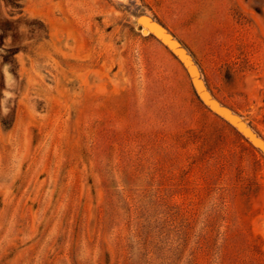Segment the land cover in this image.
<instances>
[{"label": "rangeland", "instance_id": "1", "mask_svg": "<svg viewBox=\"0 0 264 264\" xmlns=\"http://www.w3.org/2000/svg\"><path fill=\"white\" fill-rule=\"evenodd\" d=\"M0 264H264V0H0Z\"/></svg>", "mask_w": 264, "mask_h": 264}, {"label": "clouds", "instance_id": "2", "mask_svg": "<svg viewBox=\"0 0 264 264\" xmlns=\"http://www.w3.org/2000/svg\"><path fill=\"white\" fill-rule=\"evenodd\" d=\"M5 73H6V80H5V83H6V86H7V76L9 75L7 73V66H5ZM5 95H8V93H5ZM5 114H7V109H5Z\"/></svg>", "mask_w": 264, "mask_h": 264}]
</instances>
